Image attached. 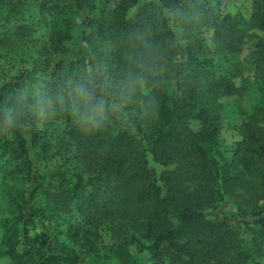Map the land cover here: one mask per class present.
I'll list each match as a JSON object with an SVG mask.
<instances>
[{
    "label": "trees",
    "instance_id": "trees-1",
    "mask_svg": "<svg viewBox=\"0 0 264 264\" xmlns=\"http://www.w3.org/2000/svg\"><path fill=\"white\" fill-rule=\"evenodd\" d=\"M221 1L0 0L5 105L105 64L118 82L145 64L149 89L91 135L57 117L0 130V263L264 264V1L248 22ZM229 118L240 141L224 149Z\"/></svg>",
    "mask_w": 264,
    "mask_h": 264
},
{
    "label": "clouds",
    "instance_id": "clouds-1",
    "mask_svg": "<svg viewBox=\"0 0 264 264\" xmlns=\"http://www.w3.org/2000/svg\"><path fill=\"white\" fill-rule=\"evenodd\" d=\"M130 72L117 81L110 66L98 65L89 75H67L58 82L38 77L27 86L16 88L0 102V130L10 132L18 125L27 126L33 121L44 123L57 117L70 121L82 134L100 132L110 122L123 123L128 102L137 93L148 94L144 71Z\"/></svg>",
    "mask_w": 264,
    "mask_h": 264
},
{
    "label": "rangeland",
    "instance_id": "rangeland-1",
    "mask_svg": "<svg viewBox=\"0 0 264 264\" xmlns=\"http://www.w3.org/2000/svg\"><path fill=\"white\" fill-rule=\"evenodd\" d=\"M256 1L257 0H222L221 7L224 13L229 14L231 16L240 17L244 20V22H248L250 16L252 15L253 6ZM116 3H117V0H110L108 4V9L111 10L116 5ZM35 30L37 32L35 34L36 38H38L37 35H42L43 37L44 36L47 37L49 35V29L45 25H43V23L37 25ZM248 30H249L248 33H257V34L262 35V33L259 32L257 29L249 28ZM210 36H211V32L209 31L203 34V38L206 39V42L208 43V45L211 46L212 39L210 38ZM29 45L30 43L28 44L27 47L20 49L18 53H15L13 55L11 53L9 56H7V58L25 57V56L29 57V55L33 56L38 50L39 44H35L33 45V47H31V45L29 47ZM247 75L252 77L251 73H246L245 76ZM236 100L237 98L232 97V98L223 99L221 100V102L227 103V102L236 101ZM237 102L239 103L240 106H242L246 110L250 109V104H251L250 99L243 97ZM229 120L230 118L223 120L220 131H219V142L221 144V147L224 149H227V148L229 149L233 147L236 142L240 141V135H239L238 130L235 129L236 128L235 126H232ZM5 174L6 173L3 172L2 165H0V220L12 214V208L7 203V195H8L7 192H9L11 188L5 189L6 188L5 185H8L10 182L9 180H6V184H4V182L2 181ZM233 210L234 208H230V209H225L223 211L227 214L228 212L234 213ZM0 264H8V263L4 262Z\"/></svg>",
    "mask_w": 264,
    "mask_h": 264
}]
</instances>
